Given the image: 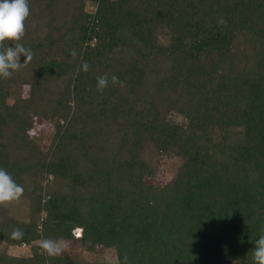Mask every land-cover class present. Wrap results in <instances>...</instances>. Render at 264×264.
Returning a JSON list of instances; mask_svg holds the SVG:
<instances>
[{
  "label": "trees",
  "instance_id": "16d2710c",
  "mask_svg": "<svg viewBox=\"0 0 264 264\" xmlns=\"http://www.w3.org/2000/svg\"><path fill=\"white\" fill-rule=\"evenodd\" d=\"M28 6L19 43L32 59L0 79V168L23 187L26 213L0 206V242L29 254L0 250V264H253L264 235V0ZM46 122L47 147L35 133ZM161 157L180 160L164 184ZM43 239L70 246L49 257ZM98 248L113 258L77 253Z\"/></svg>",
  "mask_w": 264,
  "mask_h": 264
},
{
  "label": "clouds",
  "instance_id": "9594fccd",
  "mask_svg": "<svg viewBox=\"0 0 264 264\" xmlns=\"http://www.w3.org/2000/svg\"><path fill=\"white\" fill-rule=\"evenodd\" d=\"M29 14L28 0H0V47L5 43L12 45L7 46L5 51H0V79H10L13 72L18 71L32 59L31 50L19 43L24 36L25 20ZM218 23L226 25L223 19H220ZM21 56L24 57L23 63H20ZM89 67L87 62H84L82 70L87 72ZM111 82L122 85L115 75L111 77ZM108 83L107 74L97 77V91L103 92ZM23 192V187L17 184L5 169L0 168V206L19 200ZM22 235L20 229H13V238H20ZM40 248L49 257L59 256L63 251V245L60 242L50 239L41 240ZM253 264H264V235H261L254 243Z\"/></svg>",
  "mask_w": 264,
  "mask_h": 264
},
{
  "label": "rangeland",
  "instance_id": "374dc122",
  "mask_svg": "<svg viewBox=\"0 0 264 264\" xmlns=\"http://www.w3.org/2000/svg\"><path fill=\"white\" fill-rule=\"evenodd\" d=\"M86 9L89 11H93L94 5L91 3H87ZM172 118L177 122H182V117L178 116L176 114L172 115ZM50 131H51V123L46 122L44 124H39L35 128L36 132H41L44 135V145L47 147L49 144V137H50ZM157 166L158 171L156 174V179L159 183L164 184L168 180L171 179L173 174L176 171V168L180 162V160L176 157H161L160 159H157ZM11 211L13 214L19 215L22 213H26V203L22 201V199L19 198V200L14 201L11 203ZM80 231L78 230L76 233L78 234ZM63 245V250L69 249L70 244L68 242H60ZM0 250H6L8 253L12 255H28L29 254V246L28 245H21V246H7L4 242H0ZM79 256L83 258L86 261L89 260H110L112 259V253L111 251L104 250L102 248H98L97 252L94 254L87 253L84 250H78Z\"/></svg>",
  "mask_w": 264,
  "mask_h": 264
},
{
  "label": "built area",
  "instance_id": "2783aa9c",
  "mask_svg": "<svg viewBox=\"0 0 264 264\" xmlns=\"http://www.w3.org/2000/svg\"><path fill=\"white\" fill-rule=\"evenodd\" d=\"M77 231H78V230H77ZM77 231H76V232H77ZM78 234H79V233H78ZM78 234L76 233V235H78Z\"/></svg>",
  "mask_w": 264,
  "mask_h": 264
}]
</instances>
